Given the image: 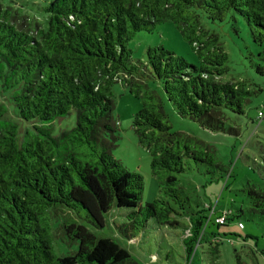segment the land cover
I'll use <instances>...</instances> for the list:
<instances>
[{
  "label": "trees",
  "instance_id": "16d2710c",
  "mask_svg": "<svg viewBox=\"0 0 264 264\" xmlns=\"http://www.w3.org/2000/svg\"><path fill=\"white\" fill-rule=\"evenodd\" d=\"M45 1V19L24 23L27 14L0 0V80L16 109L10 120L0 102V264H137L113 238H97L78 220L97 230L111 220L128 242L151 229L168 244L187 230L183 264H191L203 238L209 245L203 256L218 264L221 244L209 240L216 235L206 233V210L191 206L179 180L189 162L206 166L208 174L218 168L214 151L171 132L165 106L207 132L238 135L227 115H243L253 92L245 82L222 81L228 55L201 20L239 18L261 47L264 0ZM164 23L174 26L196 63L163 46L148 47L145 62L133 63L127 44ZM256 72L264 75V66ZM118 82L140 102L132 129L151 155L161 193L144 207L143 179L112 155L119 139L112 93ZM73 113L74 124L56 131ZM240 192L247 212L264 220V184L247 183ZM230 215L222 226L237 218ZM58 240L72 249L57 250ZM164 251L169 260L172 252ZM233 254L235 264H246Z\"/></svg>",
  "mask_w": 264,
  "mask_h": 264
},
{
  "label": "rangeland",
  "instance_id": "374dc122",
  "mask_svg": "<svg viewBox=\"0 0 264 264\" xmlns=\"http://www.w3.org/2000/svg\"><path fill=\"white\" fill-rule=\"evenodd\" d=\"M4 6H11L21 14H27L24 23L29 18L37 20L45 19L42 9L46 6L45 0H4ZM204 28L216 35L228 55V74L222 78L223 82H245L253 95L244 106L243 115H227V124L237 130L238 135L211 133L203 130L197 122L180 118L166 103V111L169 114L171 132L186 134L199 143L210 147L214 151L218 168L209 169L204 165L196 166L186 163V170L179 176L180 186L190 197L191 206L194 209L206 210L208 224L206 233L216 235L209 240L214 244L220 242V258L218 264H235L234 250L239 253L246 264H264V220L257 216H251L248 212V204L241 189L247 183L255 187L264 184V75L256 72L257 65L264 66V41L263 45L256 46L251 40L245 23L237 18V22L225 18L221 23H211L202 18ZM163 46L167 51L185 59L189 64L196 63L197 59L188 44L171 23H164L151 34L140 33L127 47L132 51L133 63H142L146 59L148 47ZM160 89V87H159ZM11 90H4L0 80V102L7 108V117L15 120L16 109L13 107L10 95ZM114 97L113 118L118 123V142L112 150L114 159L130 173H135L143 179V192L141 206L161 196L158 182L151 174V155L139 144L137 136L132 129L133 117L140 109V102L129 94L127 88L116 83L112 89ZM263 114L259 117L258 113ZM75 114L71 118L57 124L59 128H70L74 124ZM189 165V166H188ZM239 209L243 213H239ZM232 219L225 225L216 223L226 213ZM112 215H108L110 219ZM87 227L97 238L110 237L124 247L137 264H183L185 256L183 236L174 237L161 242L152 230L144 233L141 240L126 241L116 233L109 220L103 230L95 229L87 221L78 220ZM184 223L187 221L184 220ZM238 223L243 225L240 229ZM203 245L195 248L191 257V264H209V255L203 256L209 245L203 238ZM60 240L54 242L57 250L64 247V251L71 250ZM60 245V246H59ZM162 247V251L159 249ZM167 250L172 252L169 260L164 256ZM63 252V251H62ZM209 259V260H208Z\"/></svg>",
  "mask_w": 264,
  "mask_h": 264
},
{
  "label": "built area",
  "instance_id": "2783aa9c",
  "mask_svg": "<svg viewBox=\"0 0 264 264\" xmlns=\"http://www.w3.org/2000/svg\"><path fill=\"white\" fill-rule=\"evenodd\" d=\"M259 115V117H262L263 115L262 114H258ZM216 223L217 224H220V225H222V224H224L225 223V217L223 216L222 218H220V219H217L216 220Z\"/></svg>",
  "mask_w": 264,
  "mask_h": 264
}]
</instances>
